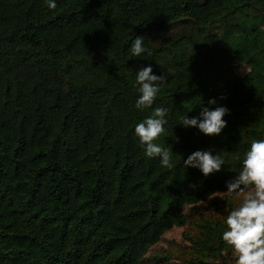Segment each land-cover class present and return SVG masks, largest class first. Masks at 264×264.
<instances>
[{
  "label": "trees",
  "instance_id": "obj_1",
  "mask_svg": "<svg viewBox=\"0 0 264 264\" xmlns=\"http://www.w3.org/2000/svg\"><path fill=\"white\" fill-rule=\"evenodd\" d=\"M55 3L0 0V264H146L173 228L181 243L151 262L235 264L222 234L241 198L225 192L264 140V0ZM137 36L147 51L133 56ZM148 66L168 79L137 109ZM217 106L229 110L219 135L180 125ZM157 107L171 169L134 131ZM198 150L221 170L185 168Z\"/></svg>",
  "mask_w": 264,
  "mask_h": 264
},
{
  "label": "clouds",
  "instance_id": "obj_2",
  "mask_svg": "<svg viewBox=\"0 0 264 264\" xmlns=\"http://www.w3.org/2000/svg\"><path fill=\"white\" fill-rule=\"evenodd\" d=\"M56 6L55 0H48L50 9H55ZM144 40L140 36L133 40V56H140L147 51L143 47ZM148 54L151 55L150 52ZM167 79L165 72L155 75L151 66L141 67L136 72V82L139 85L136 108L151 107ZM208 104L215 105L216 100L210 99ZM228 113L229 110L223 106H217L214 110L202 107L198 117L189 119L181 116L180 125L197 128L205 136H217L226 127L223 117ZM167 115L166 108L157 107L151 116L136 124L134 131L140 143L145 146V154L148 157H159L161 166L171 169V148L154 143L165 131ZM183 163L185 168H197L207 177L219 172L224 160L218 154L212 155L211 150H198L190 154ZM226 188V194H234L241 199L224 221L227 230L223 232L222 240L237 257L235 264H264V140H252L244 155L240 172L226 183Z\"/></svg>",
  "mask_w": 264,
  "mask_h": 264
},
{
  "label": "rangeland",
  "instance_id": "obj_3",
  "mask_svg": "<svg viewBox=\"0 0 264 264\" xmlns=\"http://www.w3.org/2000/svg\"><path fill=\"white\" fill-rule=\"evenodd\" d=\"M173 30H169L164 33H159L151 36V41L153 44L159 43L162 39L171 36L173 34ZM235 72L239 76H243L248 72V68L245 65H238L235 64L233 66ZM183 229H178V228H173L169 232H167L163 238V240L153 247L149 254L147 255V263L146 264H156L155 262H151V259L154 256L161 255L164 251L168 250L170 246L174 244H180L182 239H181V234H182Z\"/></svg>",
  "mask_w": 264,
  "mask_h": 264
}]
</instances>
